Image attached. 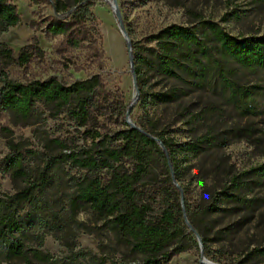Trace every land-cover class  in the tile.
<instances>
[{
    "label": "rangeland",
    "instance_id": "374dc122",
    "mask_svg": "<svg viewBox=\"0 0 264 264\" xmlns=\"http://www.w3.org/2000/svg\"><path fill=\"white\" fill-rule=\"evenodd\" d=\"M18 11L17 27L1 33L0 44L13 53L2 80L30 83L55 79L72 85L92 76L102 82L100 101L106 105L132 106V123L147 124L152 118L160 131L180 143L203 135L215 142L197 161L191 163L189 176L205 182L202 192L193 183L192 189L206 204L211 188L223 181L222 174L231 168L236 175H246L242 196L248 208L222 206L214 215L195 216L199 231L207 239L209 262L227 263L264 247V71L246 69L231 60L222 62L229 79L251 93L248 102L232 105L215 74L202 85L197 76L183 66L177 78L158 75L148 77L147 95L160 98L141 108L130 68L128 44L120 23L111 8V0H91L94 16L88 28L89 38L80 49L72 48L62 37L46 32L47 21L54 15L51 5H32L30 0H9ZM67 1V0H65ZM124 31L144 50L153 48L150 38L171 25L192 28L201 37L204 24L216 23L233 37H264V0H115ZM70 10L69 14L73 13ZM37 42L42 56L32 57L25 66L17 59L23 48ZM4 61L0 58V66ZM2 79V80H1ZM176 93L166 103L163 96ZM137 98V101L135 99ZM135 101V102H134ZM8 141L19 147L24 156V172L33 186L34 205L24 214L23 233H14L23 242L26 252L40 249L53 256L52 264H143V257L120 242L109 228V218L95 213L89 205L74 200L81 182V171L63 157L90 146L91 140L68 115L37 103L28 120L0 111V198L16 196L26 188V181L7 172L2 161L8 155ZM69 146L62 151L55 142ZM263 168L259 170V168ZM255 172H251L252 170ZM158 171V170H157ZM250 172V173H248ZM153 206H159L154 197ZM198 244V243H197ZM188 251L172 259L170 264H197L201 250L189 243ZM5 245H0L4 255ZM1 264H6L5 262ZM14 264H24L15 260ZM31 264H38L32 261ZM248 264H264L258 257Z\"/></svg>",
    "mask_w": 264,
    "mask_h": 264
},
{
    "label": "trees",
    "instance_id": "16d2710c",
    "mask_svg": "<svg viewBox=\"0 0 264 264\" xmlns=\"http://www.w3.org/2000/svg\"><path fill=\"white\" fill-rule=\"evenodd\" d=\"M30 2L35 6H52L57 17L47 21L46 32L50 36L65 38L74 49L82 48L87 40H91L88 28L94 19L90 12L94 6L91 0ZM72 9L74 12L69 14ZM0 23L1 33L20 23L17 8L9 0H0ZM150 41L154 47L144 51L133 42L130 44L139 88L138 102L144 109L160 98L158 94L147 95L145 83L148 77L177 78L180 66L194 73L200 85L210 74H215L232 105L248 102L251 93L229 79L222 62L231 60L242 68L264 71V37H233L216 23H205L201 37L192 28L171 25L152 36ZM42 55L34 41L22 49L17 61L20 66H25L32 57ZM0 58L4 61L0 76L4 77L13 53L2 44ZM101 89L98 76L69 86L55 79L27 84L3 79L0 111L28 120L34 106L40 103L51 107L58 116L68 115L76 130L84 131L91 140L90 146L63 155L82 173L74 205L87 204L98 215L109 218L111 232L132 252L140 254L143 264H170L174 257L188 251L189 243L198 248L197 236L203 256L209 258L207 239L199 231L195 216L221 213V207L227 205L248 208V201L242 196L246 175H236L227 168L222 173L223 181L211 188L208 201L203 204L201 194H195L191 187L196 182L201 193L206 185L199 176H189L191 163L199 160L215 142L203 135L180 143L160 131L152 118L147 124L133 123L140 130L132 128L126 122L127 106L122 102L106 105L100 101ZM162 98L171 103L177 95L171 93ZM152 138L162 143L164 151ZM55 145L62 151L69 149L63 142L57 141ZM6 147L9 153L2 161L4 168L27 185L16 196L0 198V245H5L0 264H14L15 260H22L24 264L32 261L52 264V255L39 248L26 252L22 240L14 236V233H23L22 221L30 218V214L24 212L34 205L33 186L23 170L24 156L19 147L11 141ZM154 197L159 199L157 209L153 206ZM258 257L264 259V247L233 262L220 261L248 264Z\"/></svg>",
    "mask_w": 264,
    "mask_h": 264
},
{
    "label": "water",
    "instance_id": "95a60500",
    "mask_svg": "<svg viewBox=\"0 0 264 264\" xmlns=\"http://www.w3.org/2000/svg\"><path fill=\"white\" fill-rule=\"evenodd\" d=\"M111 8L114 11V14L116 15V17H117V19H118V21L120 23V27L119 28H120V30H123L122 31L123 37L125 38V40H126V42L128 44L127 48H128V52L130 54V68H131V72H132V75H133V82H134V86H135V90H136V94L135 95L137 96V94H138L137 82H136V76L134 74V67H133V60H132V51H131V45L129 43V37H128L127 33L124 31V29H123L122 21H121V18H120V15H119V12H118L117 5H116V1L115 0H112ZM54 15L57 16L56 13H54ZM135 101H137V98L135 99ZM131 111H132V106H130L127 109L126 122L132 128H135L137 130H140L137 127H135L134 124L131 122V119H130ZM152 139L158 144V146L161 148V150L164 151V147H163L162 143L159 140H157L156 138H152ZM189 228H190V226H189ZM197 242H198L199 247H201V241H200V238L198 236H197ZM200 264H213V263H211V262H209L208 260L205 259V257L203 256L202 251H201V261H200Z\"/></svg>",
    "mask_w": 264,
    "mask_h": 264
},
{
    "label": "bare ground",
    "instance_id": "6f19581e",
    "mask_svg": "<svg viewBox=\"0 0 264 264\" xmlns=\"http://www.w3.org/2000/svg\"><path fill=\"white\" fill-rule=\"evenodd\" d=\"M112 1V0H111Z\"/></svg>",
    "mask_w": 264,
    "mask_h": 264
}]
</instances>
